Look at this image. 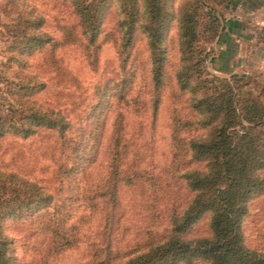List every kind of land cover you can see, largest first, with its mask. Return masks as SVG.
Returning <instances> with one entry per match:
<instances>
[{
    "label": "rangeland",
    "instance_id": "rangeland-1",
    "mask_svg": "<svg viewBox=\"0 0 264 264\" xmlns=\"http://www.w3.org/2000/svg\"><path fill=\"white\" fill-rule=\"evenodd\" d=\"M5 1L0 0V5ZM185 2L187 5L188 0L168 1L174 18L164 40L168 60L154 120L150 102L152 56L142 25L146 0H138L141 19L128 46L123 44L125 0L108 1L101 33L92 46L87 45L71 0H25L45 18L40 32L53 39L41 50L20 55V61L8 62L7 42L0 39V75L7 76L12 87L21 78L35 88L33 94L9 95L13 103L28 99L35 108L49 107L65 114L72 122L80 153L74 169L60 174L59 163H72L67 159L70 150L56 130L39 126L28 137L0 135V169L18 171L39 181L56 193L58 202V210L51 208L53 215L28 213L6 220L14 264H118L131 255L116 257V252L140 249L168 234L169 208L183 204L187 194L171 168L173 95L176 71L182 63L180 12ZM8 19L0 12L1 21ZM253 28L234 67L228 65L221 71L214 59L219 40L201 42L215 47L207 58L208 70L228 77L232 73L248 74L244 92L249 94L256 92L264 78V58L250 66L246 61L247 46L257 26ZM7 85L2 80L0 90L6 91ZM122 118L123 128L116 124V119ZM118 127L123 142L127 141L128 150L122 156H132L136 151L141 163L136 166L138 161L135 169L144 168L147 175L137 184L121 179L127 174L126 157H122V173L111 165ZM208 221L206 217L198 222L192 234H208ZM244 229L249 246L264 248V193L250 202ZM65 237L74 242L62 244Z\"/></svg>",
    "mask_w": 264,
    "mask_h": 264
},
{
    "label": "trees",
    "instance_id": "trees-1",
    "mask_svg": "<svg viewBox=\"0 0 264 264\" xmlns=\"http://www.w3.org/2000/svg\"><path fill=\"white\" fill-rule=\"evenodd\" d=\"M108 1L71 0L80 16L87 45H96L98 41ZM168 1L146 0L142 19L152 56L150 102L154 120L166 76L164 40L174 18ZM230 1L188 0L181 7L182 63L176 71L177 89L173 95L176 104L172 116L171 168L172 176L178 175L187 194L183 204L169 208L168 234L140 249L125 254L116 252V257L131 255L118 264H264V248L249 246L244 229L250 202L264 193V78L254 94L245 93L248 74L232 73L228 77L210 72L206 62L215 47L201 44L221 39L227 26L224 7ZM24 2L6 0L0 5V12L9 17L0 20V39L7 42L5 49L10 53L6 62L20 61V55L41 50L53 39L47 32H40L45 18ZM125 8L123 44L128 46L141 19V9L138 0H125ZM246 56L249 66L264 58V24L257 25ZM2 80L11 88L7 85L6 91L0 90V135L28 137L39 126L56 130L57 137L70 150L67 159L72 163H59L57 172L68 174L80 153L71 120L54 108H35L28 99L13 103L9 95L33 94L35 88L21 78L13 87L7 76L0 75ZM124 120L116 119V124L123 128ZM119 127L113 139L111 165L122 173V157H126L127 174L121 179L137 184L147 175L144 168L135 169L141 163L136 151L132 156H122L128 149L127 141L123 142L118 134ZM57 203L56 193L39 181L18 171L0 169V264H14L15 258L12 239L5 230L6 220L28 213L53 215L51 208L58 210ZM206 217L210 232L194 236V226ZM62 241L64 245L74 242L68 237Z\"/></svg>",
    "mask_w": 264,
    "mask_h": 264
},
{
    "label": "crops",
    "instance_id": "crops-1",
    "mask_svg": "<svg viewBox=\"0 0 264 264\" xmlns=\"http://www.w3.org/2000/svg\"><path fill=\"white\" fill-rule=\"evenodd\" d=\"M224 9L227 12V26L214 56L215 63L219 65L217 70L220 71L228 65L234 67L235 58L251 39L253 26L264 24V0H232Z\"/></svg>",
    "mask_w": 264,
    "mask_h": 264
}]
</instances>
